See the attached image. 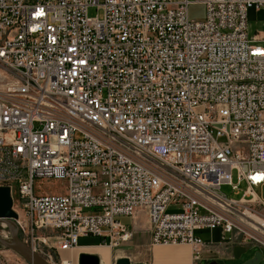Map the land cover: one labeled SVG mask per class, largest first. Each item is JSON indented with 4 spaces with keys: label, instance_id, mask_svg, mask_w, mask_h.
Masks as SVG:
<instances>
[{
    "label": "built area",
    "instance_id": "built-area-1",
    "mask_svg": "<svg viewBox=\"0 0 264 264\" xmlns=\"http://www.w3.org/2000/svg\"><path fill=\"white\" fill-rule=\"evenodd\" d=\"M263 8L0 0V187L16 197L22 240L74 264L62 254L81 238L117 249L135 236L120 218L143 212L151 247L188 245L197 262L215 245L203 230L264 250V33L249 35V12ZM37 179L65 193L38 195ZM242 184L238 199L222 192Z\"/></svg>",
    "mask_w": 264,
    "mask_h": 264
},
{
    "label": "rangeland",
    "instance_id": "rangeland-1",
    "mask_svg": "<svg viewBox=\"0 0 264 264\" xmlns=\"http://www.w3.org/2000/svg\"><path fill=\"white\" fill-rule=\"evenodd\" d=\"M176 2L182 0H175ZM207 10L206 7L202 4H193L189 7V17L192 21L196 22H204L206 19ZM88 15L91 18L100 17L101 19L104 18V11L98 7H91L88 10ZM264 27V8L259 10L252 9L249 12V35L253 37L257 32H260ZM234 181L237 183V177L234 174ZM66 183L60 180H42L37 179L35 182V192L38 195L46 194V195H56V194H63L65 192ZM246 185L242 184L240 186L241 193L240 195H236L232 190L231 186H223L222 192L229 197L238 199L241 197L243 192L246 190ZM257 194L264 198V187H260L256 189ZM13 197V196H12ZM16 199V198H15ZM19 211L20 209L16 207ZM176 208H171L169 212H176ZM17 212V211H16ZM122 223L131 225V219L127 217L120 218ZM1 225V224H0ZM4 225V224H3ZM4 227L8 228L6 225ZM13 228V227H12ZM8 230L0 226V235L6 239H10L11 236H7L4 233L8 234ZM10 232V231H9ZM147 233V232H146ZM11 234V233H10ZM197 235H200L204 240H213L214 244H220L221 242V232L220 230H203L198 231ZM20 236V234H19ZM21 238V236H20ZM22 239V238H21ZM148 239V235H137L133 240L128 243H125L123 246L113 249V259L110 249V262L109 264H117V260L120 258L128 257L131 259L132 262H138L139 260H146L149 258V251L145 252L141 247L140 244L145 242ZM85 245H100V239L97 237H88V238H81L79 240V247ZM110 247V246H109ZM257 251H261L264 255V250L259 248H250L246 253L242 254L240 259H221L218 263L219 264H244L246 261L252 259L254 254ZM81 252V251H79ZM78 251L74 250L73 252L63 253L64 259H70V255L77 254ZM67 255V256H66ZM81 255V254H80ZM0 264H28L24 259H22L19 255L15 252L0 247ZM103 264V263H102ZM261 264H264V259Z\"/></svg>",
    "mask_w": 264,
    "mask_h": 264
},
{
    "label": "crops",
    "instance_id": "crops-1",
    "mask_svg": "<svg viewBox=\"0 0 264 264\" xmlns=\"http://www.w3.org/2000/svg\"><path fill=\"white\" fill-rule=\"evenodd\" d=\"M258 33L263 34L264 27L260 32H257L254 36H256ZM148 225H149L148 217L143 212H139L134 219H131L130 226L133 228L135 232L134 238L139 234L148 235V239L145 242L141 243L140 247L145 252H147V250L149 251V258L146 260H139L136 263H143V264H219L218 262L221 259H226V258L234 259L233 250L235 246L231 244H227V243H221V242L220 244H215L213 246L206 248L203 254L201 255V259L198 262L194 259V252L192 248L188 245H169V246L158 245V246L151 247L150 246V235L148 232ZM83 249H100L102 253L108 254V256L110 257L111 248L109 246L85 245V246L79 247V249H76V250L81 251ZM73 251L74 250L69 251V252H73ZM83 253L94 254V255L99 256L101 259V255L99 254V252L91 253V252H86V251H81L77 253L78 254L77 263L73 260V255L75 254L70 255L69 258H71L75 264H79L80 254H83ZM111 254H112V259H113V249H111Z\"/></svg>",
    "mask_w": 264,
    "mask_h": 264
},
{
    "label": "water",
    "instance_id": "water-1",
    "mask_svg": "<svg viewBox=\"0 0 264 264\" xmlns=\"http://www.w3.org/2000/svg\"><path fill=\"white\" fill-rule=\"evenodd\" d=\"M14 200L9 187H0V223H9L14 225V221L18 219L17 212L13 209ZM11 238L6 239L0 235V245L19 255L28 264H51L42 255L35 252L30 246L25 244L19 237L16 230L11 228ZM249 250L247 247L235 246L233 253L235 259H240L242 254ZM263 260V253L257 251L254 257L244 264H260ZM79 264H102L99 256L94 254L83 253L80 255ZM117 264H143L132 262L130 258H120Z\"/></svg>",
    "mask_w": 264,
    "mask_h": 264
},
{
    "label": "bare ground",
    "instance_id": "bare-ground-1",
    "mask_svg": "<svg viewBox=\"0 0 264 264\" xmlns=\"http://www.w3.org/2000/svg\"><path fill=\"white\" fill-rule=\"evenodd\" d=\"M65 193V192H64ZM12 194V193H11ZM13 196V195H12ZM15 198L13 196V200L15 202ZM14 209V207H13ZM0 224H4L6 225L8 228H9V231L11 230V228L13 227L12 225H10L9 223H0ZM14 230V228H12ZM11 233V232H10ZM18 235H19V232H17ZM20 237V236H19ZM22 240V239H21ZM23 241V240H22ZM24 242V241H23ZM25 243V242H24ZM26 244V243H25ZM28 245V244H27ZM29 246V245H28ZM235 246H239V245H235ZM243 247V246H242ZM79 249V248H78ZM76 250V249H74ZM72 251V250H70ZM81 251H86V252H91V253H94V252H99V254L101 255V263L103 264H109L110 262V257L108 256V254H105V253H102V251L100 249H83ZM69 252V251H68ZM79 252V251H78ZM66 253V252H65ZM80 258V257H79ZM77 259H78V254H75L73 255V260L77 263ZM66 260V259H65ZM72 261V260H71ZM263 261V260H262ZM74 263V262H73ZM75 264V263H74Z\"/></svg>",
    "mask_w": 264,
    "mask_h": 264
},
{
    "label": "trees",
    "instance_id": "trees-1",
    "mask_svg": "<svg viewBox=\"0 0 264 264\" xmlns=\"http://www.w3.org/2000/svg\"><path fill=\"white\" fill-rule=\"evenodd\" d=\"M100 245H105L104 241L101 239H100ZM0 247H2V246L0 245Z\"/></svg>",
    "mask_w": 264,
    "mask_h": 264
}]
</instances>
